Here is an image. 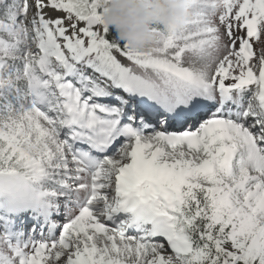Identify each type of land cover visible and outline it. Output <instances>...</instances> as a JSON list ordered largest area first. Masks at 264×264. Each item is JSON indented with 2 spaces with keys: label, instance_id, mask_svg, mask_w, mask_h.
<instances>
[{
  "label": "snow or ice",
  "instance_id": "snow-or-ice-1",
  "mask_svg": "<svg viewBox=\"0 0 264 264\" xmlns=\"http://www.w3.org/2000/svg\"><path fill=\"white\" fill-rule=\"evenodd\" d=\"M107 3L0 0V264H264V0Z\"/></svg>",
  "mask_w": 264,
  "mask_h": 264
},
{
  "label": "clouds",
  "instance_id": "clouds-1",
  "mask_svg": "<svg viewBox=\"0 0 264 264\" xmlns=\"http://www.w3.org/2000/svg\"><path fill=\"white\" fill-rule=\"evenodd\" d=\"M192 3L193 0H108L103 19L119 41L134 51H145L163 34H175L189 26Z\"/></svg>",
  "mask_w": 264,
  "mask_h": 264
}]
</instances>
